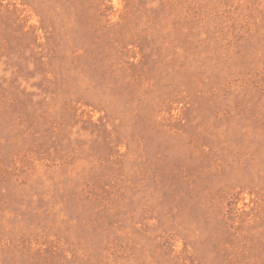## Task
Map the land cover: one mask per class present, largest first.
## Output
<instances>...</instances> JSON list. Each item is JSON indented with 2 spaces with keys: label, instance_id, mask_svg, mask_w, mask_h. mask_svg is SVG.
<instances>
[{
  "label": "rangeland",
  "instance_id": "374dc122",
  "mask_svg": "<svg viewBox=\"0 0 264 264\" xmlns=\"http://www.w3.org/2000/svg\"><path fill=\"white\" fill-rule=\"evenodd\" d=\"M0 264H264V0H0Z\"/></svg>",
  "mask_w": 264,
  "mask_h": 264
}]
</instances>
